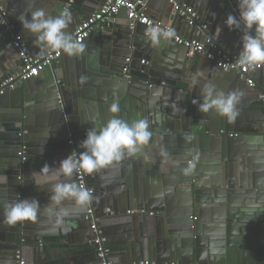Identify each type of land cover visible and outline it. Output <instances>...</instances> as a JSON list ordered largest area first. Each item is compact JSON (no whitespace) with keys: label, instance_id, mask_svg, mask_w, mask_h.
I'll return each instance as SVG.
<instances>
[{"label":"water","instance_id":"95a60500","mask_svg":"<svg viewBox=\"0 0 264 264\" xmlns=\"http://www.w3.org/2000/svg\"><path fill=\"white\" fill-rule=\"evenodd\" d=\"M164 1L168 10L172 12L174 10L173 6L168 0ZM201 1V9L204 8L206 12L210 13V18L207 22L208 26L203 24L206 26L205 31L189 27L185 19L180 17L176 11H174L173 16L179 17L182 22H185L189 30L196 32L197 37L199 34H205L206 32L205 36L200 39L201 41L207 36L212 37L224 53L239 56L237 51L238 46L242 45L241 37L244 34V30L241 28L229 32L224 25L227 15H239L238 0ZM60 9L61 11L65 10L63 6ZM122 12L125 20V12ZM197 15L199 17L198 23L201 25V15ZM165 16L171 18L168 12H165ZM152 19L159 21L155 18ZM5 21L10 28L8 30L0 21V85L5 78L17 73L18 70L16 69L19 66L21 68V62L19 63L18 60L19 55L12 47V36L18 32L15 24L9 20L8 12ZM113 21L108 23V29L112 33L115 32V34L121 36L122 45L127 51L121 55L125 56L121 65L120 62H117L120 54L116 51L110 52L107 46L102 47V52L103 48L106 49V52L101 63L107 67L102 71L103 80L114 84L126 85L138 81L149 91L161 89L162 103L179 110L176 112V115L180 117L177 131L181 132L158 136V138L164 140L168 146L172 147V149L165 150V161L175 163L176 167H178L175 176L178 179V185H174L172 188L175 191L180 189V196L181 198L184 197V200L183 206L179 211L180 216L176 219L178 224L168 226L169 230L164 232L162 230L152 232L151 226L153 222L158 215H161L158 214L157 210L164 213V210L167 211L169 209L158 208L159 202L151 199L150 193L146 190L148 178L144 175H139L135 167V157L137 155L126 156L121 162L111 168L87 175V185L93 189L92 209L94 216L98 218V229L107 239L110 259L113 264H119L112 259L113 251L116 250L124 258L120 264H140L145 262L148 264H234L235 260L229 253L231 250H227V253L225 251V254L223 253L222 237L221 239L218 237V241L213 242L206 241L207 239L203 235L201 224L207 222L208 217H204L201 214L199 211L200 205L202 201L211 202V198L217 194L214 190L221 187V181L217 183V180H215V184L212 185L213 183L211 182V177L207 175V170L198 167L202 154L198 140L208 138L211 142H216V145L220 144L218 140H223L226 146H231L237 135L231 134V131L227 130V128L224 130H221V128L218 130L212 129L213 124L206 120L205 114L199 112L196 105L192 103L193 99H196L195 92L190 91L188 93L189 90L185 86L176 83L175 77H178L175 74L176 70L180 75H183L188 65H191V59H186V57L181 59L179 56L177 59L174 55L175 50H179L186 56L185 48L173 44L170 40L163 39V47L160 51L162 56L168 57L175 62L178 60L177 65H174L175 63L173 62H168L169 65L158 67L157 61H161L162 57L157 56L158 53L156 55L149 53V50L144 56L146 57L144 60L145 64L141 65L140 60L144 54L141 55L142 48L134 43V36L139 28L142 36L149 40L148 37L144 36V26L137 25L131 30L126 20L123 25L113 24ZM100 28L93 29L89 37L96 34ZM73 31H70L69 35ZM86 40H84V43ZM236 44H238L236 49L230 48V45L234 47ZM131 49H133L132 52ZM45 51L46 49L35 53L40 54ZM130 55L133 58L134 65L126 63V59L130 58ZM202 58L206 60L204 57ZM61 60L62 57L51 66L45 68L37 77L21 82L14 90L0 96V99L8 96L9 100L11 93L21 92V89L24 90L22 92V100H20L21 105L18 108L0 112V156L5 164V167L1 169V173L8 177L6 183H0V264H15L17 253H19L24 264H98L95 258V251L91 245L93 234L90 231L87 208L80 210L75 208L71 202H65L64 206L69 208L71 212L65 222L68 232L73 234V237L69 235V239H65V242L58 235L56 241L43 243L44 228L39 226L46 223L42 221L40 224L34 221H24L11 227L3 223V210L6 204L19 199H30L24 194L25 190L20 188L21 182L24 181V177L27 175L26 173H29V164L32 162L29 148L31 141L34 139L33 132L28 126V114L24 104L27 103L26 94L28 90L42 74H50V80L42 84V93L50 101L52 109H54L55 121L51 122L50 125L51 129L53 127L55 147L64 155L60 160L66 158L73 150L77 153L82 151L79 145L85 139L83 134L85 130L91 127L98 128L113 117L106 94L102 95L99 93L92 104H82L78 100V83L72 84L73 78L70 77V74L69 76H59L56 72L53 76V70H55L56 65L58 66L61 63ZM209 64L217 70L218 78L228 77L235 83L239 82V85L235 84L234 91L242 92L243 98L253 97L251 94L255 92V99L258 100L256 105L264 112L263 102L259 99V94L262 93V90H258L253 86H246L245 81L240 79L235 72H224L212 62H209ZM181 65H186V67L180 68ZM126 67L128 72L127 75H124L123 69ZM87 68H91V62H88ZM154 92H149V94L153 95ZM180 94H183V96ZM58 121L62 125L61 127ZM205 127L210 128V130H204ZM207 131H210L211 134L201 137V134ZM219 131L222 132L220 133ZM257 132L263 144L264 130H258ZM70 134L72 138L69 136ZM69 141H72L73 145H69ZM57 164L54 166H57ZM140 178L146 187L143 193L139 185ZM260 178L262 179L261 182L256 184L261 187V192L258 191L260 195L259 201L263 200L261 208L258 210L262 216V232L259 230V234L261 233L262 235H260L258 245H260L261 249L259 254L264 255V171ZM73 179L75 180L74 176ZM21 191L24 193L20 194ZM199 192L201 194L204 193L208 197L204 200L200 199L198 196ZM101 197L103 200L100 205ZM208 206L209 204H207ZM214 206L218 208L215 211L218 212L216 215L221 218L220 220H231L232 217L227 216L228 210L223 212L218 205ZM40 212L44 213V211ZM127 212L136 213L127 214ZM43 216L45 217L42 218L48 219L46 215ZM40 217L38 216L37 219H40ZM107 220L111 222H107ZM35 226L38 228H34ZM109 228H112V231L115 230V233L110 234L109 230H107ZM171 229H173L172 231H177L181 239L180 249L176 245L175 251L172 243H170L172 240ZM144 235L147 236L146 241L140 240L142 238L139 236L142 237ZM109 238L111 242H108ZM226 245L229 246L228 249L231 247L230 239L227 240L225 247ZM111 247H114L113 250ZM232 250H235V248ZM259 261L264 260L261 258ZM259 264H264V262Z\"/></svg>","mask_w":264,"mask_h":264},{"label":"crops","instance_id":"0c3cea01","mask_svg":"<svg viewBox=\"0 0 264 264\" xmlns=\"http://www.w3.org/2000/svg\"><path fill=\"white\" fill-rule=\"evenodd\" d=\"M181 5L191 7L197 14L201 15V23L207 25L210 18V13L206 12V9H201V0H176ZM0 5L4 9L5 13L9 15V20L12 21L17 29V35L21 36L23 40L27 43L29 50L36 54L35 52H41L44 49L37 46L35 43L36 37L23 30L19 20L17 19L22 14L30 16V13L36 9L43 8L48 14L53 16H58L62 11L61 6L64 9L71 11L73 15V23L69 25L66 30L69 34L73 31L86 17L95 13L99 7L102 5L103 0H0ZM7 10V11H6ZM165 12H168L169 17L165 16ZM59 13V14H57ZM172 13V14H171ZM86 14H88L86 16ZM147 15L151 18H155L161 21L162 24L169 26L175 31V34L191 40H200L205 36L204 33L199 34L197 37L196 32L189 30L185 22H182L179 17H174V10L169 11L164 0H151L147 6ZM124 13H120L114 18L113 24L123 25ZM159 17V18H158ZM165 22V23H164ZM112 23V21L110 22ZM112 26V25H111ZM109 32V33H108ZM95 35V36H94ZM90 36L86 42L82 43L84 45V50L81 54L76 56H67L63 54L61 63L55 66V70L52 73L57 72L60 75H68L73 78V83H78V100L85 104H92L95 101V97L101 93L106 94L108 97V104L111 106L112 103H118L120 111L113 114V116H118L119 118L127 119L129 121L138 118H147L150 123V131L152 136L150 142L143 146L140 153L136 154L135 157V167L139 175H144L147 177V189L145 183L140 178V188L142 193L146 190L151 195L153 201L159 202L158 208H167L169 210L164 213L157 210V219L152 224V232H157L162 230V232L169 230L168 226L177 225L176 219L179 218V211L183 206L184 197L180 196V189L175 191L172 187L177 186V169L175 163L170 161H165V150L172 147L168 146L164 140H160L158 136H166L177 134L179 119L176 115L178 109L174 107H168L164 105L161 101V96L156 99L149 92H154L155 90H148L140 82L126 84H114L109 81L103 80L102 71L107 68L103 63H101L105 57L106 49L102 47H109L110 52H117L120 54L117 58V62L122 65L125 56H121L122 53L126 52V48L122 45V38L118 34L112 33L108 29V24L101 26L97 30V33ZM134 43L142 48L141 50V60L144 61L146 57L145 53L148 52L152 54H157V56L162 57L161 61H157V66L169 65L168 62L175 63L177 61L170 60L168 57L162 56L161 48L163 47L162 40L159 44H153L150 40H146L142 34L141 29L138 28L135 36ZM209 37V36H208ZM212 38V37H211ZM201 41V40H200ZM236 43V42H235ZM236 46L230 45V48L236 49ZM242 45L238 46V51L240 53ZM158 49V50H156ZM133 49H131L132 52ZM174 50V49H173ZM102 52V55H101ZM137 52V50H136ZM17 53V52H16ZM234 53V52H233ZM38 55V54H36ZM177 59L178 56L183 59L186 56L183 52L175 50L174 54ZM131 61L130 64L134 65L133 58L129 56ZM103 58V59H102ZM187 59V57H186ZM20 63V58L18 56ZM88 62H91V68H87ZM190 64L185 69L184 74L176 70L175 74L178 75L176 78V83H180L188 89V93L191 91L195 92V97L197 100H202L201 88L203 85L211 81L214 83L219 90L224 92L234 91L235 83L231 78L228 77H217V70L213 68L207 60L202 57L196 56L191 58ZM186 67V65H181L180 68ZM20 70V66L16 69ZM198 71L204 72V78L200 80V83L196 87L190 86L191 77ZM78 75V76H77ZM50 80V74H42L35 83L32 84L31 88L28 90L26 97L27 103L24 104L26 108V113L28 114V126L33 132V141H31V146L29 148L32 162H30L29 173H26L24 181L21 182L20 188L24 189L25 193L30 199L35 198L40 202L41 211H44L46 205L49 204V193L50 187L46 185L38 188L32 181L30 173L32 171H38L44 164L54 166L60 161L62 155L60 150L55 147L54 132L51 129V122L54 119V109L47 97L42 93L43 83ZM246 85V84H245ZM243 86V85H242ZM248 86V85H246ZM250 87V86H249ZM258 90L264 89V68L260 69L254 75V86ZM246 89V88H245ZM161 90V89H160ZM247 90V89H246ZM24 90L13 92L6 98L0 99V112H5L8 110H13L19 107L20 100H22V92ZM162 92V90H161ZM183 92V91H181ZM184 94V93H183ZM183 94H180L183 96ZM185 95V94H184ZM253 97L241 98V102L238 105L239 115L237 116L235 122H229L226 118L219 116L215 111H209L205 114L206 120L213 124L212 129H219L231 131V134H236L237 138L231 146H226L223 140H218L220 144L216 145V142H211L208 138H202L198 140L200 145V151L202 149V154L200 158L199 168L206 169L207 175L211 177L212 185L221 181V187L214 190L217 194L211 198V202L202 201L199 211L205 217H208L207 222L201 224L203 228V235L206 237V241H218L217 238L222 237L224 254L227 250L234 258L236 264H259L264 261H259L261 258L264 260V255H260L259 251L260 245L258 240L262 232V216L260 211L261 202L259 201V192H261V187L256 185L261 182V175L264 171V141L263 144L259 139L258 130H264V112L261 108L256 105L258 100L255 99V92L251 94ZM260 95V94H259ZM257 97V95H256ZM72 98V96H71ZM156 99V103L152 104L151 101ZM9 101V102H8ZM198 109V104L196 105ZM59 126L62 125L59 123ZM204 130H210V128L205 127ZM220 133L222 131H219ZM86 133V130L83 134ZM219 133V134H220ZM75 134V133H71ZM69 135L72 138V135ZM79 134V133H77ZM211 132L207 131L201 134L202 136L210 135ZM217 141V140H215ZM1 155V154H0ZM200 157V155H199ZM2 157L0 156V174L1 169L5 167ZM143 176V177H144ZM220 179V180H219ZM17 183V182H16ZM256 185V187H255ZM24 187V188H23ZM259 191V192H258ZM200 199L204 200L208 196L204 193H198ZM103 198H100V205ZM99 203V202H98ZM207 204L209 206L207 207ZM162 205V206H161ZM214 205H218L219 209L224 212L228 210V215L231 216V220L226 221L220 220L217 217L215 210L218 208ZM163 208V209H164ZM120 210V209H117ZM151 214V213H149ZM45 213H39L40 219H36L38 224L40 222H45L46 224L40 225L39 227L44 228V242H53L60 235L65 242V239H69V235L73 234L68 232V227L66 222L60 227H53L48 219H44ZM107 222H111L107 220ZM34 228H38L35 226ZM109 233H115L112 228L107 229ZM171 229V242L173 249L177 245L180 249L181 239L178 236L177 231H172ZM140 240L146 241L147 236H139ZM230 239L231 247L225 244L227 240ZM108 242H111L110 238ZM141 243V242H139ZM143 245V242H142ZM142 247V246H140ZM112 250L114 247H111ZM235 250H232L234 249ZM143 249V248H142ZM233 253V255H232ZM112 259L119 264L124 260L123 256L116 250L113 251ZM234 263V264H235Z\"/></svg>","mask_w":264,"mask_h":264},{"label":"clouds","instance_id":"9594fccd","mask_svg":"<svg viewBox=\"0 0 264 264\" xmlns=\"http://www.w3.org/2000/svg\"><path fill=\"white\" fill-rule=\"evenodd\" d=\"M239 15H227L224 24L230 29H243L241 37L242 48L237 63L242 68L253 69L264 66V0H238ZM23 30L36 37L35 43L43 49L62 52L67 56H76L83 52L84 45L67 33L73 23L71 11L65 9L58 16L48 14L43 8L36 9L30 16L22 14L17 18ZM175 36L173 29L161 32L153 28L148 39L153 44H159L163 39ZM204 78V72L198 71L190 81L191 87H196ZM161 90L153 93L158 99ZM202 100L193 99L198 104V111L208 113L215 111L229 122H235L238 105L243 96L242 92L219 90L211 81L201 88ZM156 99L151 101L156 103ZM120 111L118 103H112L110 112ZM152 132L147 118L131 121L113 116L100 127L86 130L85 139L80 143V152L73 151L66 158L59 161L57 166L47 163L38 171L30 173L34 184L40 188L50 186L49 204L45 206L46 214L53 227H60L65 219L71 215L70 209L65 207L66 201L71 202L77 209L84 210L93 200L90 189L73 179L74 175L97 173L121 162L126 156L132 157L141 152L143 146L150 142ZM8 177L0 174V183H6ZM41 211L40 202L35 199H19L4 206L3 223L15 226L24 221H35Z\"/></svg>","mask_w":264,"mask_h":264},{"label":"built area","instance_id":"2783aa9c","mask_svg":"<svg viewBox=\"0 0 264 264\" xmlns=\"http://www.w3.org/2000/svg\"><path fill=\"white\" fill-rule=\"evenodd\" d=\"M150 1L151 0H103V3L99 9L92 15L86 17L70 35L75 40L83 43L84 40L89 37V34L93 29L110 23L122 11L125 12V20L127 21L131 30L137 25L144 26L145 37H148V34L153 28H159L161 32L171 29L169 26L162 24L160 21L153 20L151 17H149V15H147V6ZM168 2L173 6L174 11H176L180 17L185 19L189 27H194L202 31L206 30L205 25H199V17L191 7L181 5L176 0H168ZM5 18L6 13L0 5V21L9 30L10 27L7 25ZM226 28L229 32L233 31L227 26ZM166 40H170L173 44L185 48L186 57L189 59L196 56L204 57L206 60L212 62L217 68H220L224 72L237 73L240 79L244 80L245 84L248 86H254L255 73L264 68V66H257L253 69L240 67L237 63V55L224 53L222 50H220L218 44L208 36L205 37L203 41H200L190 39L188 40L175 34L174 37ZM12 47L19 55L21 68L17 73L5 78V80L1 83L0 96L6 92L14 90L21 82L37 77L40 72H42L48 66H51L63 56L62 52H56L51 49H46L45 52L36 55L29 50L27 43L21 36L17 34L12 36ZM130 61V58L126 59L127 64H129ZM144 64L145 62L141 61V65ZM127 72L128 69L126 67L123 69L124 75H127ZM259 99L264 105V89L259 95ZM85 135L86 133L84 136ZM68 144L73 145L72 141H69ZM87 175L88 174H79L74 175V177L77 183L84 184V186L90 189L93 194V189L90 188L86 182ZM135 213L136 212H127V214ZM87 217L89 218L90 231L93 234L91 245L95 251V258L98 264H113L110 259V251L107 246V239L98 229V218L94 216L91 203L87 206ZM15 264H24L19 253L16 254ZM140 264L148 263L145 262Z\"/></svg>","mask_w":264,"mask_h":264}]
</instances>
